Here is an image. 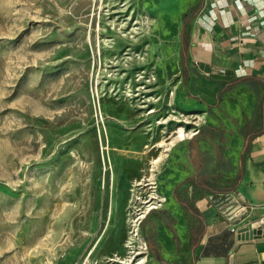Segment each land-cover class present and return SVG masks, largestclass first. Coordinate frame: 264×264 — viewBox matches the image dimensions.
Listing matches in <instances>:
<instances>
[{"label":"rangeland","instance_id":"1","mask_svg":"<svg viewBox=\"0 0 264 264\" xmlns=\"http://www.w3.org/2000/svg\"><path fill=\"white\" fill-rule=\"evenodd\" d=\"M146 1L0 0V264L144 261L146 208L191 213L174 194L194 205L190 180L178 182L195 170L186 133L197 127L216 126L215 143L198 139L205 170L234 178L250 96L226 90L206 123L172 107L170 50L158 44L164 57L150 60L130 46L145 22L149 42L174 39L170 18L157 29L141 12ZM154 231L168 249L170 232Z\"/></svg>","mask_w":264,"mask_h":264},{"label":"crops","instance_id":"2","mask_svg":"<svg viewBox=\"0 0 264 264\" xmlns=\"http://www.w3.org/2000/svg\"><path fill=\"white\" fill-rule=\"evenodd\" d=\"M142 7L141 12L147 13L148 21L157 29L163 27L165 17L176 27L173 40L149 42V23L145 22L140 35L130 42L132 48L144 54L151 50L154 55L150 60L164 57L158 44L170 50L171 77L175 76L172 107L184 111L189 107L206 123L209 108L226 90L238 86L250 96L253 117L244 126L245 141L235 176L225 184L231 185L229 191L212 195L191 182L195 212L184 208L175 197L182 208L191 212L189 217L170 206L146 211L141 225L148 221L149 233L154 234L157 226L162 233L170 232L172 239L165 250L153 241L156 251L149 250L140 264H261L264 237L241 239L237 231L264 218V0H148ZM186 9L195 14L187 25L189 71L184 81L179 52L181 13ZM139 65L150 70L151 62L142 60ZM240 77L244 80L237 81ZM200 101L204 107H196ZM250 124L255 132L251 136ZM199 130L195 128L192 134ZM239 168L242 175L236 180Z\"/></svg>","mask_w":264,"mask_h":264},{"label":"trees","instance_id":"3","mask_svg":"<svg viewBox=\"0 0 264 264\" xmlns=\"http://www.w3.org/2000/svg\"><path fill=\"white\" fill-rule=\"evenodd\" d=\"M195 14L194 11H190L188 9L184 10L181 13L182 19V30H181V40H180V52H179V60L182 69V76L183 80L186 81L188 77L189 67L186 60V53L189 45V38L187 32V25L193 15ZM244 78H238L237 81H242ZM216 126H206L204 125L199 131L194 133L192 137L188 140L187 148L190 159L194 166V172L184 179H181L179 183L183 182L184 180H190L193 183L194 187L204 189L206 191L211 192L212 195H218L219 192L225 193L231 189V185H222L219 184L217 179L220 177V174H216L213 171H207L204 168L206 156L203 155V151L198 146V139L202 137H207L212 143H215L214 139L212 138V134L208 131L209 129H214ZM255 132L252 131L251 124L249 125V132L248 134L251 136ZM220 139H223V135L221 134ZM246 149V146L244 147ZM242 166V163H240ZM242 175V170L237 172L236 180H238ZM235 182V181H234ZM176 199L182 204V206L186 209L195 212L196 209L189 203V200L178 193L174 194ZM143 221V220H142ZM196 235L192 233V241L195 242ZM147 244L148 248L151 252L156 251L155 244L153 242V234L152 232L147 235Z\"/></svg>","mask_w":264,"mask_h":264},{"label":"water","instance_id":"4","mask_svg":"<svg viewBox=\"0 0 264 264\" xmlns=\"http://www.w3.org/2000/svg\"><path fill=\"white\" fill-rule=\"evenodd\" d=\"M238 236L241 239L248 238H261L264 237V230L261 228H256L253 224L243 226L238 229ZM261 264H264V253L260 255Z\"/></svg>","mask_w":264,"mask_h":264},{"label":"bare ground","instance_id":"5","mask_svg":"<svg viewBox=\"0 0 264 264\" xmlns=\"http://www.w3.org/2000/svg\"><path fill=\"white\" fill-rule=\"evenodd\" d=\"M147 14V13H146ZM144 15V14H143ZM156 78H153V80H155ZM150 111H152V109L150 110ZM193 132L192 131H190V132H187L186 134L187 135H190V134H192ZM139 183V181H136L135 182V184H138ZM161 200H162V198H160ZM148 201V200H147ZM144 202H146V201H144ZM150 207V206H149ZM149 207L148 208H146V211L149 209ZM145 211V212H146ZM143 214H141V216H142ZM131 233H132V238H133V241H129V243H131V244H135V245H137L138 246V248H142V247H139V243L141 244V243H144L143 242V239H142V236L139 234V230H138V228H134V229H132V231H131ZM131 239V238H130ZM134 239H135V241H134ZM132 242H134V243H132ZM146 248V247H145ZM137 252L139 253V254H141V252H143V251H141V250H137ZM142 259H143V256H138V259L136 260V261H134V264H138L139 262H141L142 261ZM121 260V259H120ZM133 262H132V260H131V262L129 263V264H132Z\"/></svg>","mask_w":264,"mask_h":264},{"label":"built area","instance_id":"6","mask_svg":"<svg viewBox=\"0 0 264 264\" xmlns=\"http://www.w3.org/2000/svg\"><path fill=\"white\" fill-rule=\"evenodd\" d=\"M149 209H150V208H149ZM253 225H254L256 228H261V229L264 230V218H261L260 220L254 222Z\"/></svg>","mask_w":264,"mask_h":264}]
</instances>
